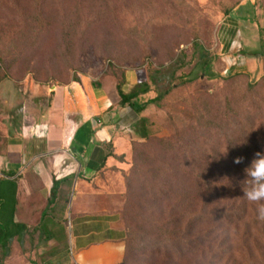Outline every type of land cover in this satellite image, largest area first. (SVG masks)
Masks as SVG:
<instances>
[{
  "label": "rangeland",
  "instance_id": "1",
  "mask_svg": "<svg viewBox=\"0 0 264 264\" xmlns=\"http://www.w3.org/2000/svg\"><path fill=\"white\" fill-rule=\"evenodd\" d=\"M231 16L240 31L224 55L220 33ZM251 54L258 55L253 72L237 69ZM129 70L142 77L137 91L148 85L155 95L169 93L160 109L148 96L139 99L149 106L155 136L116 155L86 186L96 208L117 215L126 230L124 264H264V201L238 188L253 159L244 151L264 153V0H0V149L6 95L26 80L119 91ZM233 112L242 121L229 136L227 125L207 133L196 121L203 113L225 124ZM199 177L218 187L217 196H198ZM199 213L228 220L188 232ZM199 234L206 243L193 241Z\"/></svg>",
  "mask_w": 264,
  "mask_h": 264
},
{
  "label": "crops",
  "instance_id": "2",
  "mask_svg": "<svg viewBox=\"0 0 264 264\" xmlns=\"http://www.w3.org/2000/svg\"><path fill=\"white\" fill-rule=\"evenodd\" d=\"M239 31V22L229 17L220 33L224 55L232 52ZM257 57H243L237 69L253 72ZM141 81L138 72L129 70L120 90L130 94ZM5 103L9 112L7 141L0 149V243L13 245L1 264H124L126 230L117 215L96 208L86 186L116 155L145 140L147 111L121 106L116 85L80 82L26 80L6 95ZM68 220L66 239L62 227ZM27 231L37 232L32 236Z\"/></svg>",
  "mask_w": 264,
  "mask_h": 264
},
{
  "label": "trees",
  "instance_id": "3",
  "mask_svg": "<svg viewBox=\"0 0 264 264\" xmlns=\"http://www.w3.org/2000/svg\"><path fill=\"white\" fill-rule=\"evenodd\" d=\"M3 77L0 75V83L2 82ZM149 93L154 94V96H152V98H150V101L157 109L161 108V102L163 101L164 97L169 93V91H164L162 93L156 94L154 93V91H151L150 87L148 85H146L143 89L139 90V91H134L130 94H125L123 93L121 90H119V95H120V105L121 106H126V105H136L138 107L139 111H147L148 107L146 104H142L139 99L141 100V98L144 95H147ZM142 96V97H141ZM141 97V98H140ZM145 97V96H144ZM135 100V102H133ZM227 120L224 123L221 124V122H219L216 118L213 117H208L203 113H199V116L196 118V121H198L200 123V125L202 127H204L206 129V132L209 133V131L211 132L212 130L215 129H219V130H224L225 125L228 126V136L230 134V130L233 127H236V124H238L241 114H237L235 112H233L232 114L228 115L226 114ZM145 124H146V138L145 140L150 139L151 137L155 136L156 132H157V127L154 124V120L151 117V115L148 113L145 116ZM257 120H260V118H256ZM242 121V119L240 120ZM253 130V126L250 127ZM193 129V128H192ZM229 138V137H228ZM137 142H134L133 144L135 145ZM235 142H233L232 140L229 141V146H230V151H234V149L232 148V146L234 145ZM178 149V148H177ZM176 149V150H177ZM257 152H261L259 149L257 148H251L250 150H246L244 151V157L247 158V160H251V158H254L255 153ZM232 154V153H231ZM235 169L237 171L240 170L239 167H235ZM244 172V171H243ZM197 186H198V196H209V197H214L217 196L215 194L216 189H218V187L211 182L210 179L208 178H198L197 179ZM239 185V183H238ZM230 183H228V193L230 192ZM243 187V185L241 184V186H238V188ZM236 188V187H235ZM169 192L167 193H162L159 197L160 200H166L169 196ZM235 198V196L233 197V195H228V199ZM224 200V199H223ZM214 215H206L203 213H199L197 215H195L194 217L190 218L187 222V229L190 228V230H188V232L191 230H193V227L201 225L203 222H222L224 220H228V216L226 214H220L217 219H211ZM180 220V219H178ZM264 222V219L262 220ZM261 222V221H260ZM264 225V223H263ZM127 240V238H126ZM193 241L198 242L200 245L206 243V237L202 234H199L197 237L193 238ZM11 241H5L0 243V264L1 261L4 260L9 254H10V246H11ZM126 251H127V242H126ZM125 256H126V252H125ZM124 256V259H125Z\"/></svg>",
  "mask_w": 264,
  "mask_h": 264
},
{
  "label": "clouds",
  "instance_id": "4",
  "mask_svg": "<svg viewBox=\"0 0 264 264\" xmlns=\"http://www.w3.org/2000/svg\"><path fill=\"white\" fill-rule=\"evenodd\" d=\"M243 157L234 159L235 164L243 163ZM242 181L244 197L253 202L264 201V153L257 152L250 164L244 169ZM260 218L264 219V205L258 209Z\"/></svg>",
  "mask_w": 264,
  "mask_h": 264
}]
</instances>
